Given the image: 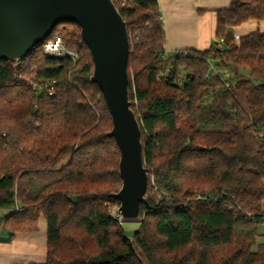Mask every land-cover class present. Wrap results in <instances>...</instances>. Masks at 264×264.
Here are the masks:
<instances>
[{
  "label": "trees",
  "instance_id": "1",
  "mask_svg": "<svg viewBox=\"0 0 264 264\" xmlns=\"http://www.w3.org/2000/svg\"><path fill=\"white\" fill-rule=\"evenodd\" d=\"M113 2L149 173L143 221L128 237L112 215L122 188L112 116L80 27L62 22L24 59L0 62L3 230L36 232L44 217L45 264H264V33L233 31L264 21V0L216 11L223 50L173 53L158 0ZM58 37L77 62L44 53Z\"/></svg>",
  "mask_w": 264,
  "mask_h": 264
},
{
  "label": "water",
  "instance_id": "2",
  "mask_svg": "<svg viewBox=\"0 0 264 264\" xmlns=\"http://www.w3.org/2000/svg\"><path fill=\"white\" fill-rule=\"evenodd\" d=\"M62 22L80 27L94 64L91 82L100 87L112 116L109 137L115 139L121 157L122 188L113 195L120 202L118 213L125 220H138L149 173L141 127L129 99V33L113 0H0V62L24 59ZM12 237L8 232L0 243Z\"/></svg>",
  "mask_w": 264,
  "mask_h": 264
},
{
  "label": "crops",
  "instance_id": "3",
  "mask_svg": "<svg viewBox=\"0 0 264 264\" xmlns=\"http://www.w3.org/2000/svg\"><path fill=\"white\" fill-rule=\"evenodd\" d=\"M232 1L158 0L165 30V51L173 53L209 49L215 34L216 11L228 8ZM233 31L239 37L256 31L264 33V21H250ZM3 213L5 216V212ZM46 262L47 222L44 217H41L36 232H16L9 243H0V264Z\"/></svg>",
  "mask_w": 264,
  "mask_h": 264
},
{
  "label": "built area",
  "instance_id": "4",
  "mask_svg": "<svg viewBox=\"0 0 264 264\" xmlns=\"http://www.w3.org/2000/svg\"><path fill=\"white\" fill-rule=\"evenodd\" d=\"M239 36L238 35H235V40L238 41L239 40ZM216 48L219 49V50H223L224 49V40L221 39L217 45H216ZM44 53L50 57H56V58H64V57H70L72 58L75 62L78 61L79 59V56L74 53V52H71L69 51L62 38L61 37H58L56 40L54 41H48L44 44ZM182 55V54H181ZM56 84V81H51L50 84L48 83H33V89L37 90V91H40L42 90L43 88L44 89H47L49 86L50 87H53L54 85ZM115 217V216H114ZM117 218V217H115ZM4 230L2 228V225L0 226V237L3 236V233Z\"/></svg>",
  "mask_w": 264,
  "mask_h": 264
},
{
  "label": "rangeland",
  "instance_id": "5",
  "mask_svg": "<svg viewBox=\"0 0 264 264\" xmlns=\"http://www.w3.org/2000/svg\"><path fill=\"white\" fill-rule=\"evenodd\" d=\"M214 36H215V34H214ZM214 36L211 39V43H210L209 48L210 47H215L217 45V39ZM152 185H154L153 180L151 181V186ZM156 197L158 199H160V195H156ZM112 215L117 217L120 214L118 213V210H116V211H113ZM3 216H4V213L2 211H0V219H2ZM119 220L121 221V223L123 225V228L125 230V233H126V235L128 237H132L134 235V233L139 229L141 222L143 221V219H141V218L138 219V220H132V221L131 220H129V221L128 220H124V219H121V218ZM258 232L260 234V237L258 239V243L264 242V225L259 227V231ZM2 234H3V236H5L7 234V232L4 231Z\"/></svg>",
  "mask_w": 264,
  "mask_h": 264
},
{
  "label": "bare ground",
  "instance_id": "6",
  "mask_svg": "<svg viewBox=\"0 0 264 264\" xmlns=\"http://www.w3.org/2000/svg\"><path fill=\"white\" fill-rule=\"evenodd\" d=\"M34 50H35V49H34ZM117 217H118L119 219H120V218L123 219V218L121 217V215H118ZM124 220H125V219H124ZM128 221H129V220H128Z\"/></svg>",
  "mask_w": 264,
  "mask_h": 264
}]
</instances>
